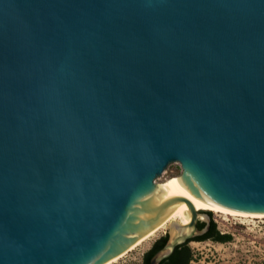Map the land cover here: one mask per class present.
Instances as JSON below:
<instances>
[{
	"label": "water",
	"instance_id": "water-1",
	"mask_svg": "<svg viewBox=\"0 0 264 264\" xmlns=\"http://www.w3.org/2000/svg\"><path fill=\"white\" fill-rule=\"evenodd\" d=\"M190 198L264 215V0H0V264H117L177 208L162 264Z\"/></svg>",
	"mask_w": 264,
	"mask_h": 264
},
{
	"label": "rangeland",
	"instance_id": "rangeland-1",
	"mask_svg": "<svg viewBox=\"0 0 264 264\" xmlns=\"http://www.w3.org/2000/svg\"><path fill=\"white\" fill-rule=\"evenodd\" d=\"M182 172L181 166L174 163L156 179L159 185L164 184ZM211 212L212 218L221 235H231L229 242L214 240L195 241L188 246L191 251L189 264H264V218H242ZM169 222L155 233L137 250L117 264H143L146 254L155 243L168 235Z\"/></svg>",
	"mask_w": 264,
	"mask_h": 264
},
{
	"label": "trees",
	"instance_id": "trees-1",
	"mask_svg": "<svg viewBox=\"0 0 264 264\" xmlns=\"http://www.w3.org/2000/svg\"><path fill=\"white\" fill-rule=\"evenodd\" d=\"M208 213L211 216V230L205 236L200 237L196 240L197 241L208 240L209 238H212L215 235V237L212 239L214 241L222 242V243L231 241L232 239L231 235H225V234L221 235L219 233V231L217 230V225L212 218L211 212ZM204 226L205 223L200 222L198 224V227L200 229H202ZM167 241H168V235L158 240L153 246V248L146 254L143 264H150V259L152 258V256L157 251L162 249L167 243ZM188 244L189 243H186L185 245L178 247L175 253L169 259L165 260L162 264H189L191 260V251L188 247Z\"/></svg>",
	"mask_w": 264,
	"mask_h": 264
},
{
	"label": "bare ground",
	"instance_id": "bare-ground-1",
	"mask_svg": "<svg viewBox=\"0 0 264 264\" xmlns=\"http://www.w3.org/2000/svg\"><path fill=\"white\" fill-rule=\"evenodd\" d=\"M177 177H173V178H170L169 180H167L165 183H168L170 181H173L175 180ZM164 183V184H165ZM191 202L194 204V203H197L198 206H203V207H206V208H203V209H200L198 210L199 212L200 211H214V212H217V213H222V214H225V215H229V216H233V217H242V218H254V219H258V218H264V215H255V214H242V213H231V212H228V211H225V210H222V209H219V208H216V207H213L199 199H193V198H190ZM181 214H182V210L180 209H177L175 208V211L173 213V215L171 216L170 220L164 224L161 228H159L158 230L154 231L153 234L150 236L152 237L155 233H157L158 231H160L161 229H163L165 227V225H167L169 222L173 221V220H178L180 221L181 219ZM150 237L148 239H150ZM147 239V240H148Z\"/></svg>",
	"mask_w": 264,
	"mask_h": 264
},
{
	"label": "flooded vegetation",
	"instance_id": "flooded-vegetation-1",
	"mask_svg": "<svg viewBox=\"0 0 264 264\" xmlns=\"http://www.w3.org/2000/svg\"><path fill=\"white\" fill-rule=\"evenodd\" d=\"M210 230H211V226H210ZM210 230H209V231H210ZM209 231H208V232H209ZM214 237H215V235H214L212 238H209L208 240H212ZM204 241H207V240H204Z\"/></svg>",
	"mask_w": 264,
	"mask_h": 264
}]
</instances>
